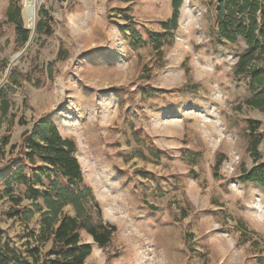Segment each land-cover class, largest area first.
I'll list each match as a JSON object with an SVG mask.
<instances>
[{
  "label": "rangeland",
  "instance_id": "rangeland-1",
  "mask_svg": "<svg viewBox=\"0 0 264 264\" xmlns=\"http://www.w3.org/2000/svg\"><path fill=\"white\" fill-rule=\"evenodd\" d=\"M171 1L37 0L47 31L26 46L6 20L19 7L29 31L23 0H0V248L29 262L50 250L41 218L55 180L89 188L85 221L115 228L103 247L77 232L91 248L83 264H264V188L241 181L264 162V111L245 104L264 86L237 74L246 43L219 37L218 0H182L164 30ZM244 64L264 74V56ZM41 116L74 143L80 182L39 161L8 165Z\"/></svg>",
  "mask_w": 264,
  "mask_h": 264
},
{
  "label": "trees",
  "instance_id": "trees-1",
  "mask_svg": "<svg viewBox=\"0 0 264 264\" xmlns=\"http://www.w3.org/2000/svg\"><path fill=\"white\" fill-rule=\"evenodd\" d=\"M130 2L132 0H121ZM182 0H172V15L164 23L163 29H175L179 18V9ZM217 21L218 35L221 39L234 42L238 38L246 43L245 52L240 55L239 71L237 74H243L251 77L250 89L256 92L264 86V74L262 69L255 67L245 68L244 60L248 62L264 56V0H218L217 3ZM46 15V11L38 10V20L36 22L35 33L47 31L44 28L41 18ZM126 19H129L126 16ZM6 20L15 24L16 33L21 42L26 43L29 38V31L24 29L20 19V8L9 9ZM132 30V38H134ZM138 44H142L141 39H136ZM245 104L264 111V93L253 94L251 98L245 101ZM8 103L3 102V114L7 112ZM258 121H249L250 125V150L256 157L259 155L257 146L260 143V137L255 136L259 126ZM13 158L8 161V165L16 160L20 163L28 162L34 164L39 161L45 168L50 167L53 171L59 173L62 179H66L68 184L81 181V172L79 165L73 156L75 145L68 139H63L56 127L45 117L36 119L30 130L22 133ZM221 164L218 159L214 168L217 169ZM16 181H26V177L21 174L13 176ZM242 182H251L264 188V162L257 163L250 170H243L241 175ZM51 192L53 196L43 197L46 211L42 214L41 223L45 234L41 236L42 241L51 242L50 250L40 257L38 249L29 250V256L32 261L26 260L22 254L10 253L6 248H0V264H83L85 258L90 255L91 248L88 244H80L77 232L84 230L91 235L94 242L103 247L108 242L109 231H114V226H92L85 221V203L87 196L90 195V189L71 191L61 187L54 180L52 182ZM39 196L35 194L33 199ZM18 203V200H15ZM65 205H71L75 211V217H62L58 221L61 209ZM20 211H15L18 215ZM84 218V219H83ZM58 224L56 228L53 226Z\"/></svg>",
  "mask_w": 264,
  "mask_h": 264
},
{
  "label": "bare ground",
  "instance_id": "bare-ground-1",
  "mask_svg": "<svg viewBox=\"0 0 264 264\" xmlns=\"http://www.w3.org/2000/svg\"><path fill=\"white\" fill-rule=\"evenodd\" d=\"M37 0H23V9L22 17L25 23V26L29 29L30 32L33 30V25L35 23V12Z\"/></svg>",
  "mask_w": 264,
  "mask_h": 264
},
{
  "label": "water",
  "instance_id": "water-1",
  "mask_svg": "<svg viewBox=\"0 0 264 264\" xmlns=\"http://www.w3.org/2000/svg\"><path fill=\"white\" fill-rule=\"evenodd\" d=\"M34 12H35V16H36V15H37V10H36V8L34 9ZM35 21H36V19H35ZM35 28H36V24L34 23V25H33V30H32V34L29 35V38H28V40H27V42H26V46L28 45V43H29L30 40L32 39V36H33V34L35 33ZM19 56H20V54H17V55H15V56L12 58V60H11V62H10V65L8 66V69H7L6 75H7V73L9 72V69H10V67H11V64H13V63L19 58ZM6 75H5V77H6Z\"/></svg>",
  "mask_w": 264,
  "mask_h": 264
}]
</instances>
